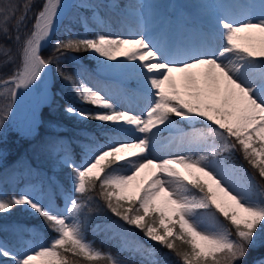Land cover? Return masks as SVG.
<instances>
[{
	"label": "snow or ice",
	"instance_id": "1",
	"mask_svg": "<svg viewBox=\"0 0 264 264\" xmlns=\"http://www.w3.org/2000/svg\"><path fill=\"white\" fill-rule=\"evenodd\" d=\"M62 6V0H43L23 39L21 28L30 19L33 0L0 7V36L20 45L19 65L0 79L7 101L0 106V124L19 90L38 86L55 63L77 98L97 109L68 105L65 111L100 122L114 136L86 151L79 163L65 155L62 163L69 175L63 209L46 206L28 192L0 194V214L24 206L54 233L48 243L20 252L0 242V258L8 264H123L86 239L82 214L87 209L110 212L170 250L180 264H244L264 234V186L228 161L239 152L264 180V2L259 16L218 18V36L213 32L204 44L176 48L144 32L70 35L57 39L53 56L45 58L42 49ZM11 52L0 45L5 65L13 62ZM81 52L134 65L142 77L146 106L122 109L81 74L65 72L61 62ZM178 121L193 126L181 130L179 153L154 156L161 132L176 128ZM93 202L96 209L90 207ZM205 219L213 221L211 227ZM69 254L81 259H69Z\"/></svg>",
	"mask_w": 264,
	"mask_h": 264
},
{
	"label": "rangeland",
	"instance_id": "2",
	"mask_svg": "<svg viewBox=\"0 0 264 264\" xmlns=\"http://www.w3.org/2000/svg\"><path fill=\"white\" fill-rule=\"evenodd\" d=\"M235 1L236 0H125V2L119 3L116 0H73L69 8L65 11L64 16L69 14L75 5L88 11L86 13L81 12L79 16L80 22L85 27V34L83 36H93L96 33L105 34L102 31L103 29H106V27L115 28V26L119 28L118 35H132L133 33L127 30L125 26L131 25L129 21H139L138 17H136L139 16L141 19L139 23L143 25L138 26L136 32L140 29V32L147 33L152 28L163 27L165 31L161 33L160 39L156 38L154 41L160 40L163 44L180 48L182 45L178 39L180 37L194 40L192 44L197 45L206 43L211 38L213 32L218 36L217 20L220 17L231 15L235 18H241L242 14H250L254 17L259 16L262 10L261 3L264 2V0H250V2L247 0ZM130 2L135 3L134 8H131L132 4ZM153 4H156V6L159 4L158 9H156ZM0 7H7V5L1 4ZM31 20L32 18L30 17L26 22V28H22L21 38H23L27 31L31 30ZM68 32L70 35H79L76 29L69 28ZM19 47L20 45L17 44L16 50L11 52L13 62H9L6 65L4 61L7 60V57L0 53V69L2 71L0 79L9 76L14 68L19 65ZM88 57L94 64H88L80 57L72 54L69 55L68 61L75 66V73L81 74L91 87L95 85L94 89L100 90L103 95L107 96L122 109L139 111L146 106L147 98L142 77L134 65H121L119 61H102V59H97L96 56L91 54H89ZM111 74L118 77L115 84L109 83L107 79H104L105 77H111ZM53 81V72L49 66L47 75L38 86H34L28 90H19V94L12 103L11 111L7 119L4 120L3 124H0V138L10 130V127L13 132L22 129L29 135L32 133L34 124L39 122L38 120L42 108L51 103V88ZM6 103L7 101L4 99L2 89H0V106ZM71 105L88 112L97 111L75 106L73 104ZM73 117L82 124L89 125L93 122L94 125L98 126L100 135L103 138V140H100L98 136L83 131V134L90 139L91 143L88 142L87 146L82 148L80 152V154H82L80 155L82 159L86 151L93 150L99 145L110 142V138L114 136L113 132L107 127L102 126L100 122L84 120L78 116ZM178 123L179 121L177 124ZM181 130L187 132L190 129L180 128L179 125H176V128L162 131L157 141H155L153 155L158 158H166L178 154ZM53 146H55V150L49 153L48 158L54 162L57 170L64 167L62 161L65 155H71L74 159L72 148L67 140L63 142L55 141ZM2 154L3 152H0V158ZM2 164V159H0V166ZM10 186L12 187L10 188ZM15 187L16 190L12 192L11 189H13L14 186L13 180H10L8 192L0 188V194L11 196L21 192H28L46 206L51 204L54 208L63 209L65 205L66 188L62 185L59 186L58 190L53 187H48L49 190L48 192L45 191L46 193L40 183H23ZM254 191L255 190H253V192ZM21 207L38 217V215L26 207ZM204 224L206 227L212 226L211 223H208L207 219H205ZM50 238L51 236L44 238L43 232L37 226L32 225L28 227V235L17 233L15 229H7L4 235H0V242H3L13 251L16 249V245L20 244L19 247H22L19 251H16L20 252L26 247L46 244ZM263 241L264 234H261L254 247L260 245ZM155 252L154 250L150 251L151 254H155ZM123 264L133 263L123 262ZM252 264H264V258L255 260Z\"/></svg>",
	"mask_w": 264,
	"mask_h": 264
},
{
	"label": "trees",
	"instance_id": "3",
	"mask_svg": "<svg viewBox=\"0 0 264 264\" xmlns=\"http://www.w3.org/2000/svg\"><path fill=\"white\" fill-rule=\"evenodd\" d=\"M25 1H13V0H0V5L9 4H20L23 5ZM43 0H33V11L29 16L34 19L35 12L41 7ZM19 15V13L17 14ZM31 20V25H32ZM15 21L10 22L9 28L11 29L12 24ZM22 30V28H21ZM22 32V31H21ZM20 32V35H22ZM15 35V33H13ZM61 36L59 38L55 37L46 49L42 50V55L45 58L52 57L54 54V45L57 39H65L66 36L64 31H61ZM23 39V38H22ZM0 45H5L10 47L12 51H15L17 44H14L11 40H6L3 36H0ZM71 54V53H70ZM69 54V55H70ZM81 57L88 64H93L91 60L88 59V53L81 52L73 54ZM54 72V99L51 105L44 108L42 112V125L37 128L36 135L34 139H27L25 136L19 133H11L6 137L5 140L0 141V151L3 152V165L0 166V186L4 187L5 190L9 189L10 180L15 179L16 181L22 179L31 180H41L46 186L48 183V176L45 174V170L52 171L48 167V164L44 157L42 156L43 150L45 148V140L51 136H60V131H54L50 123L58 124L62 127H70V130H75L78 127L81 130L95 132V125L92 122L90 126L86 127L85 124H80L75 118L67 115L65 107L68 102L79 103V99L73 92L72 85L63 80L56 71L57 65L53 63L52 65ZM65 72L73 73V65L68 61L66 57L60 65ZM0 69V73H1ZM81 105V102L78 104ZM90 107L93 108L92 105ZM181 128H190L191 126L186 123H178ZM197 128L203 127L200 124L195 125ZM63 134V132H61ZM55 139H52L54 141ZM80 142L75 145L76 157L80 160V156L77 151L80 150ZM230 163L235 166H243L247 169L250 176H255L260 186H264V180H262L258 174L252 169L247 162L243 159L242 155L237 152L231 160ZM64 175V179L61 180L62 183L68 188V175L69 170L65 168L60 172ZM56 187V186H55ZM57 188V187H56ZM95 195V194H94ZM90 207L96 209L97 204L95 202L90 204ZM82 219L84 220L85 236L88 241H90L97 249H100L104 253H109L114 257H117L122 262H129L133 264H180L178 258L167 248H163L154 242L147 240L143 233L138 229L126 225L123 221L119 220L117 217L113 216L110 212L106 210L102 211H92L88 212L87 209L84 210L82 214ZM220 222H225L223 217H219ZM208 223L213 224L211 219H207ZM36 223L48 237L51 233L50 229L46 226L44 220L39 217L34 219L30 217L27 213L22 212L20 208L13 209V214L4 217L0 214V234H4V229L8 227H23V224ZM23 231L25 229L23 228ZM179 243V241H177ZM20 244L16 245L18 249ZM156 251L155 254H151L150 251ZM264 255V243L259 246V248H251L247 257L245 258L244 264H252L255 259L260 258ZM156 260H153V257ZM69 259H81L79 257H72L69 254ZM0 264H8L6 260L0 259ZM81 264H84L82 261Z\"/></svg>",
	"mask_w": 264,
	"mask_h": 264
},
{
	"label": "bare ground",
	"instance_id": "4",
	"mask_svg": "<svg viewBox=\"0 0 264 264\" xmlns=\"http://www.w3.org/2000/svg\"><path fill=\"white\" fill-rule=\"evenodd\" d=\"M123 1L125 2V0H118L119 3H123ZM238 1V0H236ZM235 1V2H236ZM248 2H250V0H247ZM73 2V0H62V9H61V13H60V16L57 20V23H56V26H55V29L54 31L58 28V26L60 25L61 21H62V18L63 16L65 15V11L69 8V6L71 5V3ZM132 4V7L131 8H134L135 7V3L134 2H130ZM241 3V2H240ZM157 4V3H156ZM156 4H153V6L158 9V6H156ZM250 4H253V3H250ZM152 7V8H154ZM138 17V20L141 21L140 17L139 16H136ZM139 21H129V23L131 25H126L125 27L127 28V30H129L130 32H132L133 34L137 33V32H140V29L136 32L137 30V27L138 26H141L143 24L139 23ZM105 34H108V35H118L119 34V28L117 26H115V28H109V27H106V29H103L102 30ZM165 31L163 29V27H155V28H152L150 29L146 34L150 37V38H159L161 33ZM135 32V33H134ZM54 33V32H53ZM160 39V38H159ZM180 40V42L182 43V45L180 46V48L182 47H185V46H190V45H193V41L194 40H191V39H183L182 37L178 38ZM118 73V72H117ZM117 76L111 74V77H105L104 79H107L109 83H116L117 82ZM95 87V85H94ZM93 87V88H94ZM114 134V133H113ZM259 191V188L257 190L254 191V194L258 193ZM261 258H264V255L261 256Z\"/></svg>",
	"mask_w": 264,
	"mask_h": 264
}]
</instances>
